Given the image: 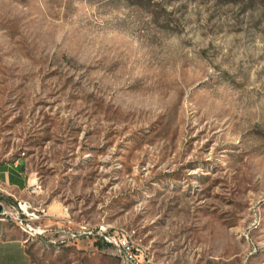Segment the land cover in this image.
<instances>
[{
    "label": "rangeland",
    "instance_id": "1",
    "mask_svg": "<svg viewBox=\"0 0 264 264\" xmlns=\"http://www.w3.org/2000/svg\"><path fill=\"white\" fill-rule=\"evenodd\" d=\"M18 159L45 226L105 227L140 264H264V0H0V162ZM94 235L27 249L122 264Z\"/></svg>",
    "mask_w": 264,
    "mask_h": 264
},
{
    "label": "built area",
    "instance_id": "2",
    "mask_svg": "<svg viewBox=\"0 0 264 264\" xmlns=\"http://www.w3.org/2000/svg\"><path fill=\"white\" fill-rule=\"evenodd\" d=\"M27 190H32L34 198L37 194L43 193V186L34 180L28 183ZM0 220L5 223L24 224L48 241L62 242L63 245L77 242L85 236H93L94 231L86 224L74 226L71 221H68L67 227H49L43 222L49 217L48 211L43 205H39L34 199V202H26L21 199H16L12 202L8 201L3 196H0ZM94 237L98 235L104 244L110 245L117 250V255L121 259L122 264H140L137 260L135 248L129 238L122 236H113L107 232L105 227H100L96 230Z\"/></svg>",
    "mask_w": 264,
    "mask_h": 264
},
{
    "label": "crops",
    "instance_id": "3",
    "mask_svg": "<svg viewBox=\"0 0 264 264\" xmlns=\"http://www.w3.org/2000/svg\"><path fill=\"white\" fill-rule=\"evenodd\" d=\"M31 181L24 159L0 162V195L8 201L14 198L37 201L38 197L34 198L27 190ZM23 231L22 226L0 223V264H33Z\"/></svg>",
    "mask_w": 264,
    "mask_h": 264
},
{
    "label": "bare ground",
    "instance_id": "4",
    "mask_svg": "<svg viewBox=\"0 0 264 264\" xmlns=\"http://www.w3.org/2000/svg\"><path fill=\"white\" fill-rule=\"evenodd\" d=\"M28 192H29V194L31 195V196H34V194H33V191L32 190H28ZM42 194V193H41ZM41 194H37L36 195V197H38L39 195H41ZM23 201H26V202H31V201H29V200H23ZM0 223H4V224H6L5 222H3V220H0ZM13 224H16V225H19V226H22V227H25L27 230H28V233L30 234L26 239H24V244H26L27 245V243L29 242V240L32 238V234L34 235V236H39V235H36V233L34 232V231H32V229H30V228H28L27 226H25L24 224H19V223H13ZM25 231V230H24ZM23 231V232H24ZM41 237V236H40ZM51 243H54V244H56L57 243V241H50ZM57 245V244H56ZM57 247V246H56Z\"/></svg>",
    "mask_w": 264,
    "mask_h": 264
},
{
    "label": "trees",
    "instance_id": "5",
    "mask_svg": "<svg viewBox=\"0 0 264 264\" xmlns=\"http://www.w3.org/2000/svg\"><path fill=\"white\" fill-rule=\"evenodd\" d=\"M147 2H149V3H151L152 2V0H146ZM28 254H29V252H28ZM30 255V254H29Z\"/></svg>",
    "mask_w": 264,
    "mask_h": 264
},
{
    "label": "water",
    "instance_id": "6",
    "mask_svg": "<svg viewBox=\"0 0 264 264\" xmlns=\"http://www.w3.org/2000/svg\"><path fill=\"white\" fill-rule=\"evenodd\" d=\"M0 212H1V209H0Z\"/></svg>",
    "mask_w": 264,
    "mask_h": 264
}]
</instances>
